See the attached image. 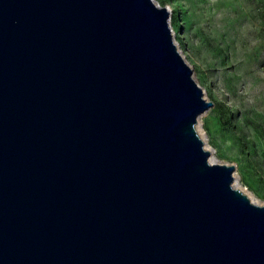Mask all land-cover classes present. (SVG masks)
Masks as SVG:
<instances>
[{"label":"water","instance_id":"95a60500","mask_svg":"<svg viewBox=\"0 0 264 264\" xmlns=\"http://www.w3.org/2000/svg\"><path fill=\"white\" fill-rule=\"evenodd\" d=\"M211 106L154 0H0V264H264Z\"/></svg>","mask_w":264,"mask_h":264},{"label":"rangeland","instance_id":"374dc122","mask_svg":"<svg viewBox=\"0 0 264 264\" xmlns=\"http://www.w3.org/2000/svg\"><path fill=\"white\" fill-rule=\"evenodd\" d=\"M154 2L169 10L173 41L212 102L195 124L203 147L264 205V0Z\"/></svg>","mask_w":264,"mask_h":264},{"label":"bare ground","instance_id":"6f19581e","mask_svg":"<svg viewBox=\"0 0 264 264\" xmlns=\"http://www.w3.org/2000/svg\"><path fill=\"white\" fill-rule=\"evenodd\" d=\"M205 149L208 150V148H206V147H205ZM208 161H209L210 163H214L213 155H210V154H209Z\"/></svg>","mask_w":264,"mask_h":264}]
</instances>
